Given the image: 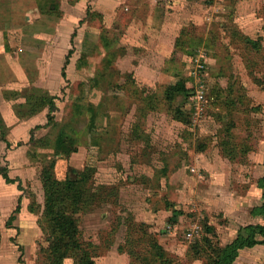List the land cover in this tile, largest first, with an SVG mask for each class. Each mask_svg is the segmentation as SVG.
<instances>
[{
  "label": "rangeland",
  "instance_id": "obj_1",
  "mask_svg": "<svg viewBox=\"0 0 264 264\" xmlns=\"http://www.w3.org/2000/svg\"><path fill=\"white\" fill-rule=\"evenodd\" d=\"M56 2V22L73 28L46 59L31 57L19 13L0 30L12 45L0 56V170L15 181L0 175V264H45L49 162L59 181L95 169L96 195L75 215L94 264H208L245 226L264 224L253 212L264 176V0ZM176 84L183 91L169 100ZM32 93L56 97L53 127L46 109L17 116ZM61 130L75 150L54 152ZM45 136L49 145L35 144ZM233 264H264V245Z\"/></svg>",
  "mask_w": 264,
  "mask_h": 264
},
{
  "label": "trees",
  "instance_id": "obj_2",
  "mask_svg": "<svg viewBox=\"0 0 264 264\" xmlns=\"http://www.w3.org/2000/svg\"><path fill=\"white\" fill-rule=\"evenodd\" d=\"M36 1L41 13L53 16L60 15L57 12L58 3L56 0ZM62 75L65 76L64 71H62ZM178 91H183V86L178 84L170 86L166 91L169 100ZM24 99V103L17 104L16 112L19 118H29L46 109V125L51 124L52 127L55 125V96L45 93H32L25 96ZM89 112L91 127L94 125L97 115L93 110ZM40 126L38 125L37 127L39 128ZM0 131L1 138L8 146L9 143L5 139L7 129L1 118ZM133 132L135 135L141 136L139 126H135ZM48 142L49 138L45 136L40 138L35 144L44 147L49 145ZM50 145L55 153H69L75 150L74 143L65 130H61ZM51 165V162L49 164L46 163L40 171L44 196L41 217L45 221L44 231L47 234V244L41 249L45 256V264H65L67 259L71 260V264H94L91 247L82 241L75 215L87 211L96 195L92 190L91 184L92 174L95 169L92 166H86L83 171L77 173L75 178L66 177L64 180L59 181L53 176ZM0 175L4 176L9 182H15L10 180L4 171L0 170ZM259 183L263 190L261 195L262 202L253 212L264 216V176ZM37 209V204L32 201L29 210L37 212ZM257 244L264 245V224L247 225L231 243L226 244L224 247H217L213 258L208 256L210 261H207V263L233 264L241 249L251 248ZM155 247L160 249L157 244H155ZM158 254L160 257L163 256L161 251Z\"/></svg>",
  "mask_w": 264,
  "mask_h": 264
},
{
  "label": "crops",
  "instance_id": "obj_3",
  "mask_svg": "<svg viewBox=\"0 0 264 264\" xmlns=\"http://www.w3.org/2000/svg\"><path fill=\"white\" fill-rule=\"evenodd\" d=\"M74 6L76 7L78 4ZM16 13H19L21 16L19 17V22L24 23L26 26V29L24 28L23 31H27L25 35L27 36L30 49L32 48L31 57L46 59V50L48 51L50 48L49 43H56V39L57 43H68L69 37L67 33L69 29L73 28L71 22L59 21L58 23L56 22L57 18L54 16L42 14L39 11L36 0H0V18L4 23V26L0 25V30L14 28L12 25L6 26L5 22L12 21V24H14V14ZM148 23H151V19H149ZM59 29L60 31L63 30V40L61 36H58L56 33ZM53 36H55V38H53ZM11 47L12 45H10V43H0V56H3L4 48L11 51ZM19 50L21 51L22 49L19 48L18 52ZM18 56L19 55L15 53V59L20 61Z\"/></svg>",
  "mask_w": 264,
  "mask_h": 264
},
{
  "label": "built area",
  "instance_id": "obj_4",
  "mask_svg": "<svg viewBox=\"0 0 264 264\" xmlns=\"http://www.w3.org/2000/svg\"><path fill=\"white\" fill-rule=\"evenodd\" d=\"M197 98L199 99V98H201V97H198V96H197Z\"/></svg>",
  "mask_w": 264,
  "mask_h": 264
}]
</instances>
